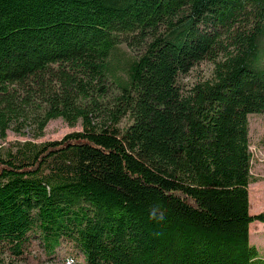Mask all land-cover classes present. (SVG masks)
<instances>
[{
	"label": "trees",
	"instance_id": "trees-1",
	"mask_svg": "<svg viewBox=\"0 0 264 264\" xmlns=\"http://www.w3.org/2000/svg\"><path fill=\"white\" fill-rule=\"evenodd\" d=\"M252 113L264 0H0V264H264Z\"/></svg>",
	"mask_w": 264,
	"mask_h": 264
},
{
	"label": "rangeland",
	"instance_id": "rangeland-1",
	"mask_svg": "<svg viewBox=\"0 0 264 264\" xmlns=\"http://www.w3.org/2000/svg\"><path fill=\"white\" fill-rule=\"evenodd\" d=\"M200 69L207 72L209 65L202 64ZM196 72L192 73L194 77ZM193 77H188L185 80H192ZM249 121V140L250 151L252 152V169L251 173L255 177L256 181L252 182L248 186L249 190V213L256 214L264 211V113H252L248 115ZM80 123L73 127H70L61 118L54 119L48 122L44 134L40 137L34 138L30 133L19 135L11 130L7 132V141H47L57 140L62 138L65 134L71 131L81 130ZM260 223L254 221L251 223L250 238L255 241L259 248L264 249V227L261 229L255 226ZM259 226V224H258ZM63 257V256H62ZM60 257L55 260H47L43 254V251L38 246H34L28 255L26 261H21L18 264H64V259Z\"/></svg>",
	"mask_w": 264,
	"mask_h": 264
},
{
	"label": "crops",
	"instance_id": "crops-1",
	"mask_svg": "<svg viewBox=\"0 0 264 264\" xmlns=\"http://www.w3.org/2000/svg\"><path fill=\"white\" fill-rule=\"evenodd\" d=\"M258 224H259V226H258ZM256 226H255V228L256 227H258V228H262V227H264V223L263 222H260V223H258ZM250 232H251V224L249 225V238H250ZM250 240L251 241H253L251 238H250ZM253 242H255V241H253ZM256 243V242H255ZM257 244V243H256ZM263 249V248H262Z\"/></svg>",
	"mask_w": 264,
	"mask_h": 264
}]
</instances>
